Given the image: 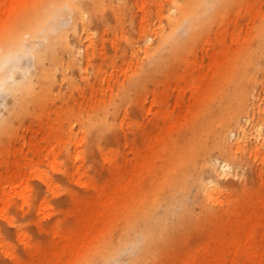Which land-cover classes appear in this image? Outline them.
<instances>
[{"label": "bare ground", "instance_id": "1", "mask_svg": "<svg viewBox=\"0 0 264 264\" xmlns=\"http://www.w3.org/2000/svg\"><path fill=\"white\" fill-rule=\"evenodd\" d=\"M169 1L158 11L150 33L139 28L135 36L125 37L131 54L141 56L135 70L125 72L131 71L116 97L80 119L85 155L95 160L99 152L109 164V180L115 177L114 148L120 142L127 145V106L133 102L141 108L139 92L146 81L156 82L159 73L172 75L179 64L189 62L204 31L242 0ZM131 8L129 0H0V139L10 132L11 117L22 123L20 116L35 105L43 109L49 99L75 102L74 90L94 88L87 72L94 51L92 30L120 28ZM256 35L255 51L264 60V16ZM209 56L211 65L214 58ZM254 66L256 61L241 53L206 95L202 83L195 85L200 106L187 115V126L164 146L154 166L151 160L143 165L144 175L128 177L114 191L91 176L78 177L95 189L85 198L63 189L72 207H58L47 226L40 225L59 245L54 249L53 240L39 245L23 233L30 262L67 258L74 264H264V100H253ZM112 76L94 77L103 83ZM245 169L254 184L244 178ZM13 176L10 171L6 178ZM46 185L54 192L50 180ZM26 193L21 196L28 206ZM39 198L38 210L48 212L46 199ZM60 213L71 216L72 228L62 225ZM206 226L212 229L203 234ZM190 231L201 233L203 240L187 242L180 254L171 253V241ZM10 257L13 264H28Z\"/></svg>", "mask_w": 264, "mask_h": 264}, {"label": "rangeland", "instance_id": "2", "mask_svg": "<svg viewBox=\"0 0 264 264\" xmlns=\"http://www.w3.org/2000/svg\"><path fill=\"white\" fill-rule=\"evenodd\" d=\"M129 2L132 8L128 10L120 28L113 30L108 27L105 32L95 28L92 30L94 51L89 57L87 72L89 78L96 82L94 88L86 87L83 92L74 90L75 102L59 103L49 99L43 109L35 105L31 112L20 116L22 123L11 117L8 123L10 132L1 135L0 264H13L10 256L21 257L28 264H74L72 259L67 258L61 261L55 259L30 262L21 235H28L30 241L39 245L53 240L52 247L57 248V239L40 229V225L46 227L58 207H72L62 190L69 188L85 198L95 194V189L79 181L78 177L91 176L99 186L114 191L128 177L144 175L146 170L144 171L143 165L151 160L149 164L154 166L160 154L162 155L164 146L187 126V115L193 114L198 104L200 106L195 85L202 83L205 88H202V93L206 95V89L219 80L222 71L239 54L245 53L256 61L253 100H264V60L255 51L258 45L256 32L264 16V0H242L238 7L230 5L221 13L219 20L209 30L204 31L203 40L195 42L189 62L179 64L172 75L159 73L156 82L146 81L145 87L139 92L143 98L141 108L133 102L127 106L129 119L128 124L124 123L128 126L125 129L127 145L120 142L117 147L114 146L116 148L112 160L116 163L115 177L109 180V164L104 163L99 152L96 153L95 160L85 155L86 143L81 138L83 127L80 119L84 120L93 107L103 100L116 97L120 82L126 81L131 71L125 72L129 68L135 70V62L141 56L140 53L131 54L125 37L135 36L139 28L150 33L149 29L157 23L158 11L167 8L170 1L143 0L142 7L141 0ZM229 30L232 31V36ZM102 44L104 47L100 50ZM136 45L138 43L135 42L133 47L137 49ZM41 47L42 45L38 46ZM100 51H104L105 55H100ZM209 55L214 58L211 65ZM81 62L84 63V60ZM99 69L101 70L97 73ZM100 73H112L113 76L109 81L97 82L94 76ZM62 86L61 91H66V87ZM73 114L81 117L75 119ZM121 134L122 132L119 135ZM102 146H105L103 141ZM74 150L76 159L73 157ZM147 156L149 157L146 158ZM256 163L260 165L259 161ZM10 171L15 172V176L6 178ZM243 173L248 184H254L253 180L250 181V171L245 169ZM48 180L52 182L54 192L47 187ZM22 191L27 192L28 206L23 203ZM39 197L46 199L50 207L48 212L42 213L38 210ZM59 219L64 227H73L70 215L60 213ZM211 229L212 226H206L203 234ZM201 235L190 231L186 237L171 241L170 252L180 254L187 242L194 245L201 238L203 240ZM128 252L125 251L122 256L126 257Z\"/></svg>", "mask_w": 264, "mask_h": 264}]
</instances>
